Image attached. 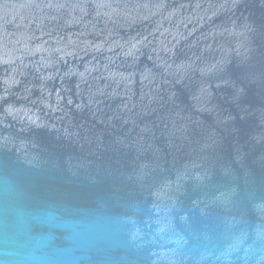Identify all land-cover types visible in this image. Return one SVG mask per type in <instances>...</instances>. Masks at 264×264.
I'll return each mask as SVG.
<instances>
[{
  "label": "water",
  "instance_id": "1",
  "mask_svg": "<svg viewBox=\"0 0 264 264\" xmlns=\"http://www.w3.org/2000/svg\"><path fill=\"white\" fill-rule=\"evenodd\" d=\"M0 264H264V0H0Z\"/></svg>",
  "mask_w": 264,
  "mask_h": 264
}]
</instances>
